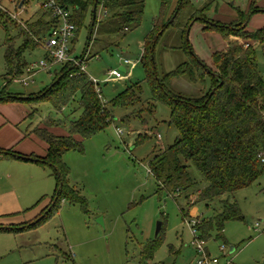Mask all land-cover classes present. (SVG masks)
<instances>
[{
	"label": "rangeland",
	"instance_id": "1",
	"mask_svg": "<svg viewBox=\"0 0 264 264\" xmlns=\"http://www.w3.org/2000/svg\"><path fill=\"white\" fill-rule=\"evenodd\" d=\"M179 1L169 0L167 19L174 14ZM208 2L191 0L180 23L185 24L195 10ZM21 4L0 0V14L6 13L12 18L7 27L15 46L22 45L15 23L29 28L42 21L43 25L34 28V32L46 43L50 26L45 24L51 21L50 14L35 0ZM247 5L248 0H218V9L213 7L206 15L207 22L230 26L237 16L235 8L244 10ZM161 7V0H146L141 26L113 45L97 42V33L90 40V16L84 26L79 27L71 43V57L82 61L89 77L98 81L104 102H110L133 83H140L144 100L150 99L141 54ZM254 16L247 27L250 33L264 27L261 22L264 12ZM102 19H105V13L100 8L98 21ZM5 21L7 19L0 17V89L5 84L3 76L6 74L4 58L8 34ZM193 24L188 38L191 46L200 60L212 66V55L224 50L231 39H225L217 32L204 31L200 21ZM180 43L177 31H170L163 38L157 49L160 72H170L187 61L182 51L163 47H178ZM255 48L264 81V49L258 44ZM45 55L41 45L34 51L25 52L24 59L37 64L45 59ZM125 60L130 64L126 65L123 79L116 81L109 77L111 71H121ZM58 69L57 66L49 70L38 69L25 85L17 81L9 90L27 95L43 92L52 84ZM209 87V78L206 86L190 83L185 77L175 79L171 85L174 93L195 97ZM7 105H0V120L19 131L25 141L28 140L26 146L34 145L28 138H38L32 133L37 127L55 135L68 134L70 123L80 114L77 104L62 111H56L47 103L30 106L14 102ZM8 108L20 119L18 122L12 118L7 122L3 118L9 112ZM34 109L37 112L28 117ZM129 112L131 110H116L113 123L96 136L85 140L75 137L80 148L64 155L63 162L69 169L67 180L80 197L78 203L64 200L51 211L57 183L51 168L22 161L0 163V192L14 193L13 204L6 205L5 209L10 214L20 211V222L6 225L16 231L0 232V264H145V248L154 244L157 250L148 264H196L200 260L191 220L210 216V210L200 204L191 208L189 218L185 219L181 213L186 206L185 194L169 195L149 168L153 156L173 146L179 138L178 130L170 123V110L164 104H157L154 114L145 112L142 120ZM52 122L62 124L52 126ZM21 149L23 146L20 148L23 151ZM189 171L194 178L202 180L196 166L190 165ZM231 200L238 203L244 221L228 222L222 239L213 232L205 241L209 256L217 259L219 264H264V175L249 188L234 193ZM159 223L161 232L156 236Z\"/></svg>",
	"mask_w": 264,
	"mask_h": 264
},
{
	"label": "trees",
	"instance_id": "2",
	"mask_svg": "<svg viewBox=\"0 0 264 264\" xmlns=\"http://www.w3.org/2000/svg\"><path fill=\"white\" fill-rule=\"evenodd\" d=\"M31 1L34 0H13L17 4ZM35 1L43 8L45 0ZM161 1L160 15L145 39L141 56L150 99L144 100L140 83H133L110 102H104L86 71H81L73 62L57 65L59 69L54 72L52 84L43 92L30 95L12 93L9 87L26 76L32 64L24 59L25 52L34 51L44 43L34 32V28L42 26L43 22L38 21L29 28L15 23L22 38V45L16 47L7 27L8 20L12 18L2 13L0 17L7 19L4 27L8 35L4 58L5 84L0 89V104L23 102L37 106L47 103L56 111L74 104L79 107V118L70 123L68 135H55L39 127L32 132L48 145V150L45 157H30L38 159L36 163L39 165L51 168L57 181L51 201L56 200V203L51 211L64 200L80 202L79 195L69 185V169L63 162L66 153L80 148L75 137L85 140L104 131L113 123L116 110H131L129 115L142 120L143 113L154 114L157 104H164L170 110V123L178 130L179 138L173 146L153 156L149 161L150 171L169 195L185 194L186 206L181 209L185 219L189 218V210L200 204L210 210V216L197 219L195 239L205 242L213 232H217V238L222 239L228 222L244 221L238 203L231 200L232 195L249 188L264 175V81L255 48L258 44L264 49V27L254 33L247 30L252 16L264 10L258 6L261 0H248L246 9L235 8L237 16L230 26L215 22L210 24L206 15L213 7L218 9V0H209L203 8L195 10L185 24H181V15L191 6V0H180L170 19H167L169 0ZM61 4L71 13V22L76 27L75 38L88 16L92 23V11L96 5L95 23L93 27L90 25L91 41L97 33V42L113 45L141 26L146 0H61ZM100 8L105 13V19L98 21ZM197 21L204 24V31L217 32L223 38L231 39L224 50L212 55V66L200 60L188 39V31ZM55 23L56 20L51 17L45 25H49L51 30ZM170 31H177L181 43L178 47L164 45V49L182 51L187 61L170 72L162 73L158 66L157 49ZM45 54L47 59L49 55ZM181 77L202 86H206V79L209 78L210 87L197 97L176 94L171 85ZM36 112L34 109L28 117H33ZM61 124L51 123L52 126ZM12 154L20 155L13 150H0V160H20ZM190 165L197 167L202 175L201 181L190 174ZM0 231L12 232L16 229L0 227ZM156 250V244L145 248V264L154 257Z\"/></svg>",
	"mask_w": 264,
	"mask_h": 264
},
{
	"label": "built area",
	"instance_id": "3",
	"mask_svg": "<svg viewBox=\"0 0 264 264\" xmlns=\"http://www.w3.org/2000/svg\"><path fill=\"white\" fill-rule=\"evenodd\" d=\"M43 8L50 14L53 19L56 20V23L49 31L47 42L42 44L45 52H47L49 56L47 59L41 60L37 64H31L28 69L27 75L18 80L23 85H25L27 81L35 75L38 69L49 70L53 66L65 64L68 62H73L75 66L80 67L81 71H85L84 63L82 61H79L78 59H73L71 57V43L75 38L76 27L71 22L70 11L66 10L63 7V5L61 4V0H45L43 3ZM14 19L16 18L14 17ZM128 63L129 60H125V64ZM109 77H112L113 79L119 81L123 79V74L119 70H113L109 73ZM90 80L94 84L99 98L103 100L101 90L98 87V81L92 78H90ZM197 223L198 221L196 219L191 220L194 239L196 236L194 227ZM195 244L196 250L201 256L200 260H198L196 264H219V261L217 259H212L209 256L204 241L195 239Z\"/></svg>",
	"mask_w": 264,
	"mask_h": 264
},
{
	"label": "crops",
	"instance_id": "4",
	"mask_svg": "<svg viewBox=\"0 0 264 264\" xmlns=\"http://www.w3.org/2000/svg\"><path fill=\"white\" fill-rule=\"evenodd\" d=\"M258 6L260 7V9L264 10V0H261L260 3L258 4ZM259 14L260 13H258V15ZM254 18H255V16L253 15L251 20H253ZM229 21H232V20H229ZM261 22L264 23V20H261ZM142 54H143V52H142ZM142 54H141V56H142ZM129 64H130V61L128 64H125V62H124V66H122L120 68L122 74H123V72H126V65H129ZM7 104H9V103H7ZM7 104H0V105H7ZM12 115H13V112L10 111V109H9V112H6V114L4 115L3 118L5 120H7V122L9 120V118H12L14 120V122H18L20 120L19 118H16L15 115H13V117H12ZM66 135H68V134H66ZM66 135H59V136H66ZM28 139H30L29 141H33L34 145L28 144L26 146L28 140L25 141L24 137H22V135L20 134V132L18 130H16L15 128H13L10 125L8 126V125H5L4 123L2 124V122L0 120V150H4V151L13 150L14 152H16L22 156H28V157H30L32 155L38 156L41 158L45 157L47 154L48 145L44 141H42L39 138H36L34 136L33 137L30 136ZM36 142L40 143L41 148L38 146V143L35 144ZM22 146H23V149H21V150H23V151H20V148H22ZM3 161L4 162L5 161H22V162H27V163L38 164L36 162H28V161L15 160V159L0 160V163H2ZM13 198H14L13 192H0V226H1V228H6V225H12L13 226V225L18 224L20 222L19 216H18V213H20V211H13L10 214L5 209L6 205H12L13 204L11 202L13 200ZM14 210H17V209H14ZM0 232H2V231H0ZM207 252H208V250H207ZM208 254H209V252H208Z\"/></svg>",
	"mask_w": 264,
	"mask_h": 264
},
{
	"label": "water",
	"instance_id": "5",
	"mask_svg": "<svg viewBox=\"0 0 264 264\" xmlns=\"http://www.w3.org/2000/svg\"><path fill=\"white\" fill-rule=\"evenodd\" d=\"M22 5V4H21ZM21 8V6H20ZM96 12H97V6L95 5L94 8H93V11H92V14H93V17H92V27L94 26V23H95V19H96ZM175 16L172 18V20L170 21V23L174 20ZM212 24V23H211ZM190 33V29L188 31V35ZM90 40H91V32H90ZM6 153V152H5ZM7 154V153H6ZM13 157L15 158H18L20 160H23V161H28V162H38L39 160L38 159H35V158H32V157H28V156H22V155H16V154H12ZM58 176H59V173H58ZM56 203V200L53 202L52 206ZM99 223L102 224V221L99 220ZM160 229H161V224L159 223L157 225V230H156V236H158L159 232H160Z\"/></svg>",
	"mask_w": 264,
	"mask_h": 264
}]
</instances>
